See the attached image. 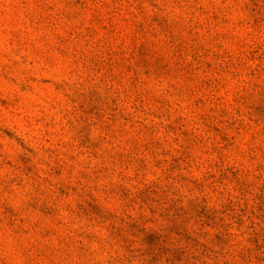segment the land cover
I'll list each match as a JSON object with an SVG mask.
<instances>
[{
	"label": "rangeland",
	"instance_id": "1",
	"mask_svg": "<svg viewBox=\"0 0 264 264\" xmlns=\"http://www.w3.org/2000/svg\"><path fill=\"white\" fill-rule=\"evenodd\" d=\"M0 264H264V0H0Z\"/></svg>",
	"mask_w": 264,
	"mask_h": 264
}]
</instances>
